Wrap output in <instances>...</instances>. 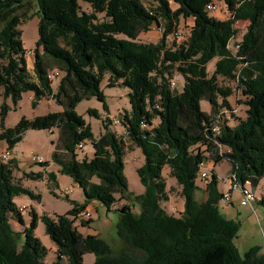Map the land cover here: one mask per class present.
Wrapping results in <instances>:
<instances>
[{
	"label": "trees",
	"instance_id": "trees-1",
	"mask_svg": "<svg viewBox=\"0 0 264 264\" xmlns=\"http://www.w3.org/2000/svg\"><path fill=\"white\" fill-rule=\"evenodd\" d=\"M221 1L228 11L225 19L207 9L215 0H172L175 8L170 0H152L150 6L142 0H0V140L8 150L27 130L56 128L50 161L38 164L44 169L54 163L84 196L63 214L38 215L32 207L25 224L14 197L39 195L14 179V158H0V264H45L46 248L35 234L39 220L55 245L51 264H83L87 252L94 254L93 264H264L259 245L239 253L234 238L240 225L219 209L225 190H220L215 170L227 161V182L254 191L264 180V0ZM33 14L38 16V38L30 71L19 26ZM238 21L247 24L231 48ZM152 26L161 33L158 40L139 41L138 35ZM176 30L186 31L180 43L172 38ZM106 73L107 86L127 88L129 107L118 114L121 133L111 127L100 87ZM27 91L32 107L52 99L61 110L21 117L6 127L8 111L18 107ZM232 94L242 97L244 117L235 116L228 99ZM91 97L107 112L102 117L95 108L86 110L101 120L98 136L75 111ZM201 100L208 102L209 112ZM87 142L91 156L79 157ZM135 147L143 155L136 168L140 193L129 190L124 173V156ZM201 163L209 173L205 180L199 177ZM165 166L180 187L183 209L178 213L162 205L169 199ZM23 174L45 179L55 194V172ZM118 199L126 202L114 207ZM92 201L118 212L116 249L74 225L77 218L81 226L91 222L80 213ZM255 203L264 205V193Z\"/></svg>",
	"mask_w": 264,
	"mask_h": 264
},
{
	"label": "rangeland",
	"instance_id": "rangeland-1",
	"mask_svg": "<svg viewBox=\"0 0 264 264\" xmlns=\"http://www.w3.org/2000/svg\"><path fill=\"white\" fill-rule=\"evenodd\" d=\"M142 1L146 6H150L152 4V0ZM215 2L217 4V8L215 11L210 12L211 15H214L219 19L227 18L228 11L226 10L225 5L221 0H215ZM79 4L83 10L90 11V7L87 3L79 1ZM170 5L172 8H175L176 6L172 0H170ZM33 11L34 10L31 12ZM98 17L101 19L103 14L99 13ZM37 22L38 16L37 14H33L27 20H24V22L19 26L21 31V41L26 51V62L30 71L32 69L34 49L38 38ZM182 22L183 20L181 23ZM246 24V21H238L235 23V27L238 31L236 39L230 43L231 48L234 47L233 42L241 37ZM185 32L186 31H183L184 36L186 35ZM160 35L161 33L159 32L158 28L156 26H152L149 31L141 32L138 35V40L142 42H156ZM171 41L172 39L170 36L167 40L169 45L172 44ZM181 41L182 40L177 41L176 43H180ZM29 51L30 53H27ZM213 62L214 60L210 61L207 65V71L209 74L212 72ZM108 76L109 75L107 73L104 75L100 87L104 93V100L109 110V118L112 121L111 127L117 132L121 133L122 128L118 123V114L122 112V110L129 107L128 98L126 95L127 88L122 86H107L106 84L109 81ZM173 76L177 77L180 85L182 83V79L178 73H175ZM219 80L220 83L227 84L221 77H219ZM57 81L58 78L53 80V88L56 87ZM31 99L32 93L30 91L24 92L22 94V98L19 101L18 107L8 111V114L5 118L6 127L14 126L21 117L33 118L34 116L61 110V107L57 105L52 99H42L35 107H32ZM228 99L231 107L233 108L235 116L244 117L246 106L241 103L242 97H240L238 94H232ZM200 105L204 111H210V106L206 100H201ZM88 108L97 109L102 117H104L107 112L102 109V103L95 97L84 99L80 101L75 107V111L91 125V130L94 136H98L103 131L101 120L99 118L89 116L86 112ZM56 136V128L27 130L23 134L22 139L17 142L13 148L8 149L10 152V158H14L18 165V169L13 173L14 179H19L20 183L24 187L29 188L35 194L39 195V199H31L29 196L23 194L14 197V201L17 203V205H26V209H24L22 212L25 224H28L30 221L28 212L32 207L36 210L38 215H56L67 212L72 207L73 201L82 203L84 200L83 193L78 185L70 177L60 174L59 172H57L59 179L56 177L57 186L53 187L55 194L50 191V187L48 186L47 182H44L42 178L35 179L23 174L30 172L36 173L39 171L43 172L41 166L31 160V156L33 153H36L37 155L42 156L44 159L47 158L50 161V151L53 148L51 141L54 140ZM5 149V140H0V153ZM91 151L92 145L87 142L84 148L79 152V157L83 156L84 154L87 155V157H90ZM142 163L143 155L138 147L132 148L129 152H126L124 156V173L128 181V188L134 193H140L143 191V186L140 183L136 173V168ZM54 167L55 165H53V168ZM215 170L219 178L218 186L220 190L228 189V162L225 160L219 162L215 165ZM163 175L165 177L166 189L169 194V199L163 202L162 205L168 212L178 213L183 209V198L180 194V187L176 183L175 179L170 176L169 169L166 166L163 169ZM66 189H70L67 197H65L62 193V190ZM255 191L258 196H261V194L264 193V180L259 182ZM116 196H118V194ZM240 196L241 192L239 190H233L231 193V202L220 200L218 203L219 209L227 218H232L239 222L240 227L237 236L234 238V243L241 255L249 247L254 245H259L261 247V251L264 252V205L254 203L252 207L242 206L239 204ZM125 202L126 201L123 199H118L117 203L114 204V207H118ZM94 205H96V202H91V206L88 209L91 214V222L87 226H81L80 218H77L75 219L74 225L81 233L85 235L98 234L106 241H109L113 248L116 249L120 244L115 233L118 212L113 210V208L107 211L101 204L98 206L96 205V207ZM134 209L137 211V206H134ZM13 226L16 229L21 228L17 223H13ZM35 234L46 248L44 263L51 264L55 258V245L45 234L44 225L40 220L37 222ZM93 262L94 254L91 252L85 253L83 256V264H93Z\"/></svg>",
	"mask_w": 264,
	"mask_h": 264
},
{
	"label": "built area",
	"instance_id": "built-area-1",
	"mask_svg": "<svg viewBox=\"0 0 264 264\" xmlns=\"http://www.w3.org/2000/svg\"><path fill=\"white\" fill-rule=\"evenodd\" d=\"M217 8V4L214 3V2H211L209 4H207V9L211 12V11H215ZM172 38L175 39L176 41H180V40H183L185 38L184 34H183V31L182 30H176L174 33H172ZM27 53H30L27 52ZM51 78H54L55 76L53 74L50 75ZM175 82L173 81L172 82V85H174ZM214 130L216 132H218L219 130V127L218 126H215L214 127ZM78 147L79 148H82V144H78ZM9 156H10V152L9 150H4L0 153V158L2 160H7L9 159ZM31 160L35 163H39V162H43L45 159L40 156V155H37L36 153H33L32 156H31ZM202 169L199 173V177L200 179L202 180H205L209 173H208V170L206 169V166L204 164H202ZM228 184H229V188L226 189L224 192H223V199L227 202H230L231 201V193L233 192V190H239L241 192V196H240V200H239V204L242 205V206H253L255 201L257 200L258 196L256 194V192L253 190V188L251 187H248V186H241L240 184L236 183V182H233V181H228ZM70 190H65V193H68ZM24 209H26V205L22 204V205H19V210L21 212L24 211ZM80 215L82 216H85V217H90L91 214L89 212V210L86 208L84 209Z\"/></svg>",
	"mask_w": 264,
	"mask_h": 264
},
{
	"label": "crops",
	"instance_id": "crops-1",
	"mask_svg": "<svg viewBox=\"0 0 264 264\" xmlns=\"http://www.w3.org/2000/svg\"><path fill=\"white\" fill-rule=\"evenodd\" d=\"M214 16V15H213ZM216 17V16H215ZM50 153H51V151H50ZM91 154H92V151L90 152ZM45 160H49V159H47V158H45ZM53 165H55L54 163H52V162H49V164L46 166V167H44V169H43V167H41V169L43 170V172H48V171H53V172H55L56 173V177L58 178L59 176H57V166L55 165V167L53 168ZM59 179V178H58ZM44 182H46V180L45 179H42ZM59 184V183H58ZM67 190H70V189H67ZM70 192V191H69ZM68 192V193H69ZM62 193L63 194H66V195H68V193H65V190H62ZM93 203H94V201H92ZM96 205L98 206V205H100V204H98V203H96ZM96 205H94L95 207H96ZM91 206V203H89L87 206H86V208L87 209H89V207Z\"/></svg>",
	"mask_w": 264,
	"mask_h": 264
}]
</instances>
